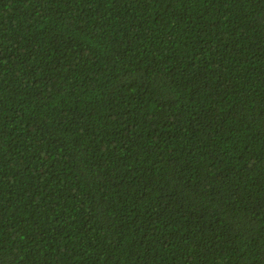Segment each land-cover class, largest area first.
Instances as JSON below:
<instances>
[{"label":"trees","instance_id":"1","mask_svg":"<svg viewBox=\"0 0 264 264\" xmlns=\"http://www.w3.org/2000/svg\"><path fill=\"white\" fill-rule=\"evenodd\" d=\"M0 264H264V0H0Z\"/></svg>","mask_w":264,"mask_h":264}]
</instances>
